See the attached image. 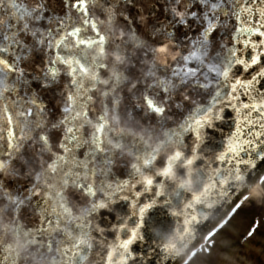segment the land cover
Listing matches in <instances>:
<instances>
[{"label": "snow or ice", "instance_id": "snow-or-ice-1", "mask_svg": "<svg viewBox=\"0 0 264 264\" xmlns=\"http://www.w3.org/2000/svg\"><path fill=\"white\" fill-rule=\"evenodd\" d=\"M258 185L264 0H0V264H194Z\"/></svg>", "mask_w": 264, "mask_h": 264}, {"label": "rangeland", "instance_id": "rangeland-1", "mask_svg": "<svg viewBox=\"0 0 264 264\" xmlns=\"http://www.w3.org/2000/svg\"><path fill=\"white\" fill-rule=\"evenodd\" d=\"M255 221L260 227L249 239L247 233ZM215 239L212 255L194 264H264V196L251 197Z\"/></svg>", "mask_w": 264, "mask_h": 264}, {"label": "bare ground", "instance_id": "bare-ground-1", "mask_svg": "<svg viewBox=\"0 0 264 264\" xmlns=\"http://www.w3.org/2000/svg\"><path fill=\"white\" fill-rule=\"evenodd\" d=\"M261 194L264 195V192L262 191V189H261L259 186H257L256 188H254V189L249 193V197H250V198L253 197V196H254V197H258V196L261 195ZM244 206H245V205H244ZM244 206H243V207H244ZM243 207H241V209H243ZM241 209H240V210H241ZM240 210H239V211H240ZM239 211H238V212H239ZM253 236H254V235H253Z\"/></svg>", "mask_w": 264, "mask_h": 264}, {"label": "water", "instance_id": "water-1", "mask_svg": "<svg viewBox=\"0 0 264 264\" xmlns=\"http://www.w3.org/2000/svg\"><path fill=\"white\" fill-rule=\"evenodd\" d=\"M237 195H239V193H237Z\"/></svg>", "mask_w": 264, "mask_h": 264}]
</instances>
